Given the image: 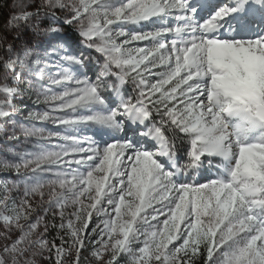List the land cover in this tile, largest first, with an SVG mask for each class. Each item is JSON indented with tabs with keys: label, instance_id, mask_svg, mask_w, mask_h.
I'll use <instances>...</instances> for the list:
<instances>
[{
	"label": "snow or ice",
	"instance_id": "6c2138e0",
	"mask_svg": "<svg viewBox=\"0 0 264 264\" xmlns=\"http://www.w3.org/2000/svg\"><path fill=\"white\" fill-rule=\"evenodd\" d=\"M61 21L102 59L41 47ZM24 98L45 105L28 127L15 120ZM6 124L8 140L62 143L0 162L23 176L0 183V264H264V0H12L0 134ZM81 126L133 136L68 131ZM93 215L104 218L90 228Z\"/></svg>",
	"mask_w": 264,
	"mask_h": 264
},
{
	"label": "rangeland",
	"instance_id": "374dc122",
	"mask_svg": "<svg viewBox=\"0 0 264 264\" xmlns=\"http://www.w3.org/2000/svg\"><path fill=\"white\" fill-rule=\"evenodd\" d=\"M205 2H208V1H205ZM227 2H228V0H216L215 2H208V3L224 4ZM1 3L3 5V12H2V15H0V27L3 26V24L5 23V21L8 18L9 6L11 5L12 0H3V1H1ZM48 23H49L48 20H44L43 26H47ZM57 26L60 27L61 31L59 33L55 34L51 38V40H49L48 38H45V37L40 38L42 41L41 47H43V45L46 43L62 42L68 48L69 54L79 55L80 51H84L85 55L92 58V60H101L102 59L101 57H99V54H97L96 52H94L92 50L84 49L80 43V39L73 37L74 35H72L69 32V28L75 29L73 26L64 25L62 23V21L58 22ZM150 27H151V25L145 24L143 30L147 31V30H149ZM127 29L129 31L141 30L136 25H128ZM23 38L27 39L30 43L33 39L32 34L27 30H25ZM8 39L11 41L12 35H9ZM16 43H19V41H16ZM136 43L140 47H143L147 44V42H136ZM84 71L88 77H90L91 79L94 80L96 73L98 71V67L95 63H89L88 67ZM130 85H131V83H130ZM125 93H126V95H129L128 93H130V94H133V96H134L135 93L133 92V86L131 85L130 90H126V88H125ZM103 95L109 100L111 106H115V104L112 102L114 98L112 97L110 91L105 90ZM16 103H17V107L21 109V114H19L15 117V120L17 122V126H19L20 124H23L26 127L31 126V124L24 119V117L27 115L28 111H43V110H45V105L34 104V103H32L31 100H28L27 98H24L23 100L18 99ZM121 119H123V117H121ZM33 123L35 124L36 127L43 128L45 126L46 127V129H45L46 133L50 132L52 129L51 127H53V125H51V123H40V122H33ZM79 130L83 132L82 134H79L80 136L92 137L95 141H97L101 144L107 143V142H112L114 139L124 140V139H128V138L133 136L131 126H127L123 132H116V133H113L110 130L103 129V128H100L97 126H91V127L81 126V128ZM11 131H12V126L6 124L4 133L0 134V162H2L5 159L11 160V161L19 160L20 157L18 155H16L17 153H23L26 151H33V150H35L34 145L38 143L34 138L33 139H26L23 135H19L18 138H16V139L8 140L6 138V135L8 133H10ZM56 131H58V130H56ZM56 131L52 130V132H56ZM60 131H62V130H60ZM68 131L70 134H73V135L75 134V131H71V130H68ZM126 131L130 133V137H129V133H127ZM43 143L44 142H40L39 144L41 146H44ZM58 143H62V142H58ZM150 147H153V145ZM208 178H212V177H211V174L207 171V168L205 167V169H203L201 171V174L196 177V180L200 183H203V182H206V180ZM22 179H23V176H18L17 174H15L13 172L5 173V172L0 171V183H2V182L11 183L13 181H19ZM188 181L192 182L191 176L188 177ZM103 218L104 217H99V216L93 215V217L91 218V221H90V228L99 224ZM55 235H56L55 231H52L49 234V239H51L52 237H55ZM56 243L59 244V240H57ZM90 250H91V245H89L88 250H85L83 253L85 257H89V260H91V257L89 256ZM85 264H87V262H85ZM93 264H94V262H93ZM121 264H125V260H122Z\"/></svg>",
	"mask_w": 264,
	"mask_h": 264
},
{
	"label": "trees",
	"instance_id": "16d2710c",
	"mask_svg": "<svg viewBox=\"0 0 264 264\" xmlns=\"http://www.w3.org/2000/svg\"><path fill=\"white\" fill-rule=\"evenodd\" d=\"M1 1H3V0H0V15H2V12H3V5H2V3H1ZM69 32L72 34V35H74L73 37H75V38H77V39H80V37H79V35H78V33H77V31L75 30V29H71V28H69ZM131 89V85H130V83L126 86V90H130ZM129 95H133V94H130V93H128ZM37 122H39V121H37ZM40 123H44V122H40ZM48 125V124H47ZM51 125H53V124H51ZM52 129H51V131L50 132H52V130H58V131H60V130H62V131H65V129H63V128H59V127H57L56 125H53V127H51ZM43 129L45 130L46 129V127L44 126L43 127ZM83 132L82 131H78V132H76L75 131V134L74 135H79V134H82ZM40 142H44L43 144H44V147H48V148H51V147H53L54 145H56V144H58V142H62V141H57V140H55V139H52L51 140V142H49V141H46V140H41V141H39L38 143H40ZM198 264H203V259H200L199 261H198Z\"/></svg>",
	"mask_w": 264,
	"mask_h": 264
},
{
	"label": "bare ground",
	"instance_id": "6f19581e",
	"mask_svg": "<svg viewBox=\"0 0 264 264\" xmlns=\"http://www.w3.org/2000/svg\"><path fill=\"white\" fill-rule=\"evenodd\" d=\"M205 1H208V2H215L216 0H205ZM208 2H205V4H206V10H207V3ZM127 132V131H126ZM127 133H129V132H127ZM128 135V134H127ZM129 137H130V133H129ZM150 146H152V145H149V147Z\"/></svg>",
	"mask_w": 264,
	"mask_h": 264
}]
</instances>
